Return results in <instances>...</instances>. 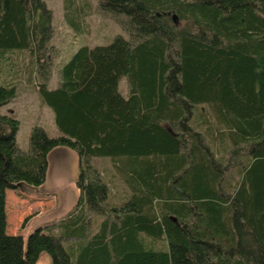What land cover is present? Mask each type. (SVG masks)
Masks as SVG:
<instances>
[{"label": "trees", "instance_id": "16d2710c", "mask_svg": "<svg viewBox=\"0 0 264 264\" xmlns=\"http://www.w3.org/2000/svg\"><path fill=\"white\" fill-rule=\"evenodd\" d=\"M99 4L126 17L127 35L80 45L55 87L42 73L60 134L34 124L23 150L18 118L0 112V264H35L42 252L52 264H264V0ZM64 8L79 29L83 5ZM51 36L45 0H0V59L28 49L45 67ZM15 95L0 81V107ZM57 146L78 155L79 197L24 245L7 232L6 188L42 184ZM92 156L119 171L118 200ZM90 214L102 217L95 229Z\"/></svg>", "mask_w": 264, "mask_h": 264}, {"label": "rangeland", "instance_id": "374dc122", "mask_svg": "<svg viewBox=\"0 0 264 264\" xmlns=\"http://www.w3.org/2000/svg\"><path fill=\"white\" fill-rule=\"evenodd\" d=\"M52 11V36L42 50L46 57L41 58L45 67H39V62L28 49L12 50L0 59V81L11 83L16 87V95L0 107V112L14 114L19 120L16 134L18 146L29 148V133L34 124L42 125L52 135L60 134L54 123L52 109L42 100L38 87L42 81V73L48 74V86L55 87L60 80L61 65L68 60L71 54L83 44H104L112 36L127 32L122 21L123 14H115L103 9L99 0H75L76 4L83 5V13L79 29L65 19V0H45ZM41 68V69H40ZM120 90L127 92V78L123 76L119 82ZM201 111L207 109L205 104L199 106ZM59 147V146H58ZM56 148V147H55ZM55 154H51L50 165L47 167L45 181L40 185L21 183L16 188H7V206L9 228L24 229V245L27 235L33 231L35 225H46L58 221L75 206L79 189L76 179L79 173V158L77 153L69 147ZM91 163L105 172V175H114L110 191V200H118L123 194L125 185L120 181V173L108 156H92ZM94 220V229L100 222V216L90 214ZM14 221V224L12 223ZM23 232V231H22ZM66 245L65 241H63ZM35 264H52L49 253L42 252Z\"/></svg>", "mask_w": 264, "mask_h": 264}, {"label": "crops", "instance_id": "0c3cea01", "mask_svg": "<svg viewBox=\"0 0 264 264\" xmlns=\"http://www.w3.org/2000/svg\"><path fill=\"white\" fill-rule=\"evenodd\" d=\"M60 147V149H64V147L66 148V146H59ZM59 147L57 146L56 148H53L52 150H50L49 151V153H48V166L50 165V160H51V154H55V156H57V154L59 153L60 154V152H62L63 150H57V149H59ZM54 149H56L57 151H58V153H55V150ZM47 174V173H46ZM7 189V188H6ZM7 197H8V194H7V192H6V204H5V207L7 206ZM6 222H7V226H6V228H7V232L8 233H11V234H21L22 236H24L23 234H25L24 233V229H23V227L21 226V224H22V220H20L19 221V223H20V227H18L17 226V228H15V226H12V227H10L9 228V223H8V213H6ZM13 224H14V221L12 222ZM35 226H44V225H35ZM23 231V232H22Z\"/></svg>", "mask_w": 264, "mask_h": 264}]
</instances>
